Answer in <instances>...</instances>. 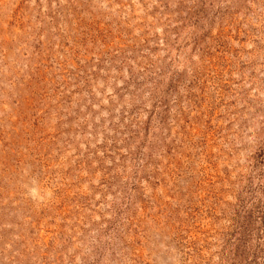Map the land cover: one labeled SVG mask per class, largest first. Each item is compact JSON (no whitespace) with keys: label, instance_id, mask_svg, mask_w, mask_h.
<instances>
[{"label":"rangeland","instance_id":"obj_1","mask_svg":"<svg viewBox=\"0 0 264 264\" xmlns=\"http://www.w3.org/2000/svg\"><path fill=\"white\" fill-rule=\"evenodd\" d=\"M0 264H264V0H0Z\"/></svg>","mask_w":264,"mask_h":264}]
</instances>
